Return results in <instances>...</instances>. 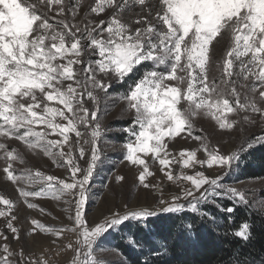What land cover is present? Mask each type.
I'll use <instances>...</instances> for the list:
<instances>
[{
	"label": "snow or ice",
	"instance_id": "1",
	"mask_svg": "<svg viewBox=\"0 0 264 264\" xmlns=\"http://www.w3.org/2000/svg\"><path fill=\"white\" fill-rule=\"evenodd\" d=\"M82 5L84 0L73 5L69 0H0V138L18 140L31 151L39 149L69 175L58 179L30 169L18 174L14 162L23 164L24 157L5 142H0V159L6 162L2 171L12 183L43 185L38 190L18 188L28 208L37 207L29 197L49 194L69 206L71 227L45 229L37 220L31 223L57 237L65 231L75 234L66 245L74 253L70 264H101L94 244L129 219L179 212L185 207L181 200L193 212L218 196L247 203L245 193L223 185L220 175L212 178L195 168L230 169L244 144L248 149L264 145V135L250 137L254 143L245 140L238 151L229 153L194 136L201 141L199 149L180 151L179 160L168 151L167 141L185 131L191 136L192 118L201 112L222 130L255 123L253 116L264 123V0H91L78 20ZM53 10L59 18L50 22ZM222 41L223 54L215 59ZM213 64L216 74L210 75ZM141 67L145 70L139 79L119 97L134 114L124 129L129 136L126 160L140 166L138 180L145 188L150 187L146 178L153 175L143 158L149 154L169 181H186L190 187H182L170 200H160L156 210L113 212L89 225L86 206L102 131L95 106L100 93L107 98L113 82L131 79ZM89 101L93 108L86 106ZM231 114L238 119H230ZM50 135L59 139H49ZM85 145H90L91 153L86 168L78 163L86 159ZM201 149L206 159L197 158ZM175 163L181 166L179 174L171 168ZM0 205V217L10 216L5 226L18 238L13 223L17 217L11 215L14 202L0 195ZM220 210L233 212L232 207ZM235 235L247 240L249 225L243 223ZM0 237L7 240L2 231ZM3 252L0 264H11L7 244ZM20 264L47 262L24 258Z\"/></svg>",
	"mask_w": 264,
	"mask_h": 264
},
{
	"label": "rangeland",
	"instance_id": "2",
	"mask_svg": "<svg viewBox=\"0 0 264 264\" xmlns=\"http://www.w3.org/2000/svg\"><path fill=\"white\" fill-rule=\"evenodd\" d=\"M76 2L77 0H69L70 5ZM90 2L91 0H84V5L79 10L78 20L83 16ZM52 17H57L54 10L49 12L50 22H54ZM100 18L104 17L101 16ZM223 44L224 42L222 41L220 45L216 46L215 59H219L222 56L224 51ZM95 58L92 57V59ZM149 65L150 62L145 67ZM144 70L145 68L141 67L131 79H127L123 83L113 82L107 98L103 97V93L99 94L101 99L98 106L95 107H98V122L102 131L97 141L99 161L90 180L89 198L86 206L87 223L89 225L113 212L123 214L128 209L138 207H149L152 210H156L160 206V200H170L173 195L180 194L182 187H190V183L186 181H169L164 172L160 170L158 161H154L149 154L143 158L146 159L153 175L146 178V183L150 187L145 188L138 180L139 171L142 170L140 166L133 165L126 160L127 150L124 145L128 142L129 136L124 129L131 125L134 114L126 109V103L119 97L128 90L133 80L139 79ZM215 74V64H213L210 75ZM86 106L89 108L94 107L90 101L87 102ZM243 115L241 113L240 118ZM230 119H238V117L231 114ZM253 119H255V123H238L232 130H222L210 116L201 112L192 118V135L189 136L187 131H185L179 136L168 140V151L179 160L180 151L199 149L201 141L193 139L194 136H200L204 143L209 144L211 147H218L222 153L238 151L245 140H248L249 143H254L253 140H249L250 137L254 138L264 135V123H261L258 116H253ZM81 131L85 132L86 130L81 128ZM85 138L90 139L87 135ZM49 139H59V137L50 135ZM71 139L75 140L74 134H72ZM0 142H5L10 149L15 148L24 157L25 162L23 164L14 162V168L17 169L18 174L19 170L30 169L33 173L39 170L45 175L56 176L58 179H67L69 174L66 168L58 166L57 163L53 162V158L45 156L39 149L31 151L27 149L26 145L15 139L0 138ZM258 146L260 145L248 149L247 144H244V151L239 152L240 159L234 161L230 169H221L219 166L209 168L207 165L203 167L197 165L195 168L196 171H205V174L212 178L220 175L223 185L236 187L238 190L243 191L246 195V204L238 200L218 196L214 201L210 200L208 203H203L196 212H193L188 207L187 201L181 200L185 207L179 212H157V215L146 217L139 221L129 219L116 229H112L102 235L94 244V255L101 264H131L122 250H133L134 252L148 250V247L144 248L140 246L142 243L137 242L134 231L138 228L140 229V227L153 231L152 225L154 222L159 223L161 218L168 214L196 213L199 216L203 215L210 219L215 217L214 221L211 220L214 224H217L221 221V213L224 212L220 208L227 204L226 206L232 207L233 210L235 206H242L248 209V212L250 210L256 211L264 216V175L250 176L245 171L248 154ZM85 148L86 159H79L78 163L81 167L86 168L87 160L91 156L90 145H85ZM64 150L67 152V146H65ZM54 151L59 150L54 149ZM76 155L78 157L79 153L77 152ZM197 158L206 159V154L202 149L197 151ZM60 164H63L62 160ZM5 166L6 162L0 159V195H4L14 202L11 215L17 217L13 223L19 231L17 238L5 226L10 216L7 218L0 217V231L7 237V240L0 237V257L5 255L3 246L7 244L9 251L13 254L8 257L11 264H20L24 258L28 261L42 258L47 264H70L74 253L66 245L74 241L75 234L65 231L60 237H57L53 232L41 231L31 223L32 220H37L45 226V229L71 227V222L68 219L69 211L66 210L69 206L64 203V200L54 199L49 194L41 197H29L28 202L37 205V207L28 208L24 198L20 196L18 188L24 187L27 190H38L43 185H30L24 181L14 184L3 173L2 169ZM171 168L174 174L181 172L179 163L172 164ZM165 171H167V168ZM184 171L187 174H194L193 169H185ZM117 176H121L123 179L117 181ZM211 206L212 208L210 209ZM0 208H3V206L0 205ZM5 210L7 211V209ZM206 213L210 214V216L206 215ZM224 213L226 214V212ZM228 218L231 220L230 217ZM188 221V219H184L178 225L184 226L191 231L192 225ZM138 231L141 232L140 230ZM130 240L135 243H130ZM21 252L23 257L20 255ZM256 264L263 263L257 262Z\"/></svg>",
	"mask_w": 264,
	"mask_h": 264
},
{
	"label": "trees",
	"instance_id": "3",
	"mask_svg": "<svg viewBox=\"0 0 264 264\" xmlns=\"http://www.w3.org/2000/svg\"><path fill=\"white\" fill-rule=\"evenodd\" d=\"M247 157V174L264 175V145ZM184 219L192 225L191 231L178 225ZM220 220L217 225L196 213L168 214L154 222L153 231L142 227L134 231L137 242L148 247L147 251H122L131 264H264V216L235 206L230 215L221 213ZM243 223L250 225L247 240L235 235Z\"/></svg>",
	"mask_w": 264,
	"mask_h": 264
}]
</instances>
